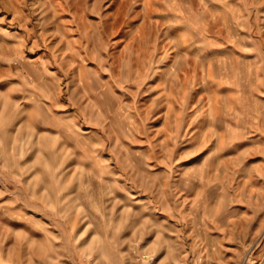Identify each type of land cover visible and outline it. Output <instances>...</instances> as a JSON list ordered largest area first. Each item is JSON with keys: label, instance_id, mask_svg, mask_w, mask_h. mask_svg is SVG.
Instances as JSON below:
<instances>
[{"label": "rangeland", "instance_id": "rangeland-1", "mask_svg": "<svg viewBox=\"0 0 264 264\" xmlns=\"http://www.w3.org/2000/svg\"><path fill=\"white\" fill-rule=\"evenodd\" d=\"M0 264H264V0H0Z\"/></svg>", "mask_w": 264, "mask_h": 264}, {"label": "built area", "instance_id": "built-area-1", "mask_svg": "<svg viewBox=\"0 0 264 264\" xmlns=\"http://www.w3.org/2000/svg\"><path fill=\"white\" fill-rule=\"evenodd\" d=\"M139 259L149 262L151 260V256L148 253H142L139 256Z\"/></svg>", "mask_w": 264, "mask_h": 264}]
</instances>
